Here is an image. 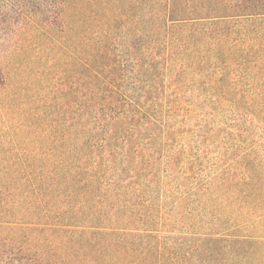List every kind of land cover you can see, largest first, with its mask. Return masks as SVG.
I'll use <instances>...</instances> for the list:
<instances>
[{
	"label": "trees",
	"instance_id": "16d2710c",
	"mask_svg": "<svg viewBox=\"0 0 264 264\" xmlns=\"http://www.w3.org/2000/svg\"><path fill=\"white\" fill-rule=\"evenodd\" d=\"M1 8L76 29L60 144L0 164V264H264V0Z\"/></svg>",
	"mask_w": 264,
	"mask_h": 264
},
{
	"label": "rangeland",
	"instance_id": "374dc122",
	"mask_svg": "<svg viewBox=\"0 0 264 264\" xmlns=\"http://www.w3.org/2000/svg\"><path fill=\"white\" fill-rule=\"evenodd\" d=\"M10 15L0 9V66L6 79L0 88V164L41 157L35 149L48 146L54 130L60 144L68 115L65 80L75 71L74 57L69 58L75 46L74 20L70 32L55 28L50 39L19 27ZM252 235L264 236V226ZM59 252L71 261L90 259L83 252Z\"/></svg>",
	"mask_w": 264,
	"mask_h": 264
}]
</instances>
